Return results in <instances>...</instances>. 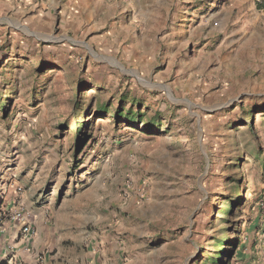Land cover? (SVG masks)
Here are the masks:
<instances>
[{
    "label": "rangeland",
    "instance_id": "rangeland-1",
    "mask_svg": "<svg viewBox=\"0 0 264 264\" xmlns=\"http://www.w3.org/2000/svg\"><path fill=\"white\" fill-rule=\"evenodd\" d=\"M16 212L51 264H264V0H0Z\"/></svg>",
    "mask_w": 264,
    "mask_h": 264
},
{
    "label": "crops",
    "instance_id": "crops-1",
    "mask_svg": "<svg viewBox=\"0 0 264 264\" xmlns=\"http://www.w3.org/2000/svg\"><path fill=\"white\" fill-rule=\"evenodd\" d=\"M28 219L12 223L11 217L0 224V258L13 255L16 262L22 264H51L47 253L40 251L39 242L33 236L24 238L20 229L22 225H31Z\"/></svg>",
    "mask_w": 264,
    "mask_h": 264
},
{
    "label": "trees",
    "instance_id": "trees-1",
    "mask_svg": "<svg viewBox=\"0 0 264 264\" xmlns=\"http://www.w3.org/2000/svg\"><path fill=\"white\" fill-rule=\"evenodd\" d=\"M123 101H124V100H123ZM123 101H122V102H123ZM135 104H136V103H135ZM135 104L132 103L131 106H134ZM2 107H3V106H2ZM103 109H105L104 106H103L102 108H99L98 111H103ZM122 111H124V110L119 109V110L117 111V113H116L117 116H118V117H125V119H127L128 121H132L133 119H135V117H139V116L141 117V116L143 115V114H141V113H138V112H134V111H132V109H129V110L124 111V112H122ZM150 122H152V121H150ZM150 124H151V123H150ZM76 128H77V129H81L80 126H78V125L76 126ZM79 133H80V132H79ZM76 145L78 146L77 148H80V147H81V141H77V144H76ZM76 150H77V149H76ZM241 198H242V197H241V195H240V196L235 197L234 200H231V201H230V205L226 206V208L224 209V211H226V212L229 213V212L231 211L233 205L237 202V200L240 201ZM233 242H235L236 245H237L238 240H237V239H234ZM228 243H229V240L226 238V236H223L222 238H219V239L217 240L218 249L215 251L217 256H215V257L211 256V257H210V259H212V260L210 261V264H218V263H221V262L218 261V259H219V257L223 254V252H224V247H225V245H228ZM226 264H227V262H226Z\"/></svg>",
    "mask_w": 264,
    "mask_h": 264
},
{
    "label": "built area",
    "instance_id": "built-area-1",
    "mask_svg": "<svg viewBox=\"0 0 264 264\" xmlns=\"http://www.w3.org/2000/svg\"><path fill=\"white\" fill-rule=\"evenodd\" d=\"M12 219V223H14V221L16 222H24V217L20 212H16L15 214H13V216L11 217ZM20 233L21 235L26 238V239H30L33 235V229L31 225L28 224H24L22 225L21 229H20ZM0 264H22V262L18 261L16 262L14 259L13 255L7 256L5 257V259H1L0 258Z\"/></svg>",
    "mask_w": 264,
    "mask_h": 264
}]
</instances>
